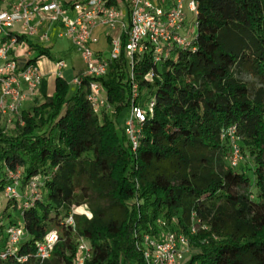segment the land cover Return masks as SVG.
I'll return each mask as SVG.
<instances>
[{
  "label": "trees",
  "instance_id": "trees-1",
  "mask_svg": "<svg viewBox=\"0 0 264 264\" xmlns=\"http://www.w3.org/2000/svg\"><path fill=\"white\" fill-rule=\"evenodd\" d=\"M194 21L191 47L157 63L149 52L135 58L134 101L154 100L135 150L118 128L131 103L122 56L100 78L113 115L93 113L85 87L64 76L49 94L43 80L10 126L0 117V194L19 172L17 196H5L17 221L0 219V248L6 228L20 225L16 255L26 257L0 264H40L36 245L51 230L58 241L42 264H74L78 237L91 249L86 264H146L141 236L164 231L188 238L187 264H264V0H198ZM17 37L36 52L17 59L19 68L49 54ZM229 125L252 157L251 174L228 163L220 133ZM80 205L91 217L76 214L73 230L64 220Z\"/></svg>",
  "mask_w": 264,
  "mask_h": 264
},
{
  "label": "built area",
  "instance_id": "built-area-1",
  "mask_svg": "<svg viewBox=\"0 0 264 264\" xmlns=\"http://www.w3.org/2000/svg\"><path fill=\"white\" fill-rule=\"evenodd\" d=\"M3 2L5 5L0 6V117L8 116L12 121L23 104L37 95L44 77L37 63L29 62L19 68L17 59L26 60L31 52L25 49L23 42L17 41V35L39 36L42 40H48V32L39 34V29L58 25L64 31L58 36L65 35L71 40L84 64L82 71L75 74L69 84L81 87L86 83V99L95 114L115 113L100 78L106 75L112 61L121 56L124 58L131 80V103L124 119L123 131L132 150H135L147 114L154 106L153 99L147 100L144 105L134 101L138 97V85L132 70L135 58L149 52L153 62L157 63L169 56L175 48L191 47L198 0H118V4L111 3L110 0H2ZM190 17L193 19L192 27L187 24ZM101 30L105 35L106 46L94 49L93 46L99 43L97 33ZM64 67L63 59L56 60L54 76L64 77ZM152 75L153 72L149 71L146 78H151ZM220 135L229 142V165L239 166L243 155L236 127L229 125L222 129ZM8 177L12 185L6 186L4 195L17 196L14 185L19 179V172H9ZM38 184L39 176L36 175L29 184L32 194H38ZM76 214L91 217L86 205L72 206L64 224L73 230ZM157 222L161 227L165 225L161 219ZM22 233L20 225L6 228L7 239L5 246L0 248V259L17 256L19 261L26 260V257L16 255ZM57 241V230H51L37 243L35 257L40 264L51 256ZM138 246L146 264H187L190 252L188 238L172 231L156 235L144 233ZM77 253L74 264H86L91 256V249L84 237L77 238Z\"/></svg>",
  "mask_w": 264,
  "mask_h": 264
},
{
  "label": "rangeland",
  "instance_id": "rangeland-1",
  "mask_svg": "<svg viewBox=\"0 0 264 264\" xmlns=\"http://www.w3.org/2000/svg\"><path fill=\"white\" fill-rule=\"evenodd\" d=\"M4 6V2L2 3ZM190 21V22H189ZM192 21L193 19L188 18L187 24H189L192 27ZM16 29H18V26H15ZM48 32L49 39L48 40H42L39 36L36 37H28V43H37L45 48H48L49 54L48 55H41L37 58V66L40 69L41 73L45 77V81L47 83L46 89L47 93L49 94L53 90V81H54V63L58 59H63L65 61V67H64V74L67 78L68 82H71L73 76L75 74H79L81 71H78L80 69H83L84 64L82 61V58L80 56V53L76 50L74 45L72 44L71 40L67 36H61L59 37L58 34L60 32H64L62 28L58 25H50V27L46 26L39 29V34ZM97 36L99 37V43L93 46L94 49L105 47V35L103 30L99 31L97 33ZM23 46L26 50H29L27 42H23ZM30 52V51H29ZM20 55L22 53L19 52ZM36 52L32 51L31 55H35ZM19 57V56H18ZM70 86L73 87V85L70 83ZM86 83L82 84V87H85ZM27 101H31V103H27ZM21 108H27L28 106H31L32 100H27ZM34 103V102H33ZM128 113V110H125L121 116L119 117L118 121V128H122L124 125V119ZM20 116L19 114L17 117ZM5 122L8 126L11 125L12 121L8 119V116H5ZM243 160L241 161L240 165L242 167H245V170L252 173V168H254L252 157L249 155L248 151L246 149L242 150ZM0 219H2L5 222H9L10 219L12 221H17V217L15 213L13 212L11 208V204L6 200L4 194H0Z\"/></svg>",
  "mask_w": 264,
  "mask_h": 264
},
{
  "label": "crops",
  "instance_id": "crops-1",
  "mask_svg": "<svg viewBox=\"0 0 264 264\" xmlns=\"http://www.w3.org/2000/svg\"><path fill=\"white\" fill-rule=\"evenodd\" d=\"M3 6V5H2ZM44 27H46V26H44ZM43 28V27H42ZM100 48H102V47H100ZM97 49H99V48H97ZM43 80H45V77H43ZM42 80V81H43ZM48 92V91H47ZM37 95H39V92L37 93ZM28 103H31V101H27V103L26 104H28Z\"/></svg>",
  "mask_w": 264,
  "mask_h": 264
}]
</instances>
